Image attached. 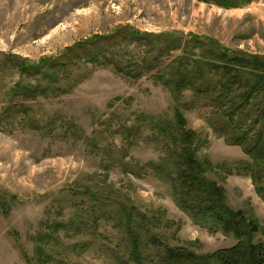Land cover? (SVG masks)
Segmentation results:
<instances>
[{
    "label": "rangeland",
    "instance_id": "rangeland-1",
    "mask_svg": "<svg viewBox=\"0 0 264 264\" xmlns=\"http://www.w3.org/2000/svg\"><path fill=\"white\" fill-rule=\"evenodd\" d=\"M226 2L0 0V264H117L115 252L133 264L112 218L122 205L173 248L236 246L181 211L147 167L177 147L164 123L182 103L208 178L254 220L253 241L264 239V175L236 169L251 158L211 127L214 96L185 90L177 100L161 78L181 50L174 40L192 34L264 56V0Z\"/></svg>",
    "mask_w": 264,
    "mask_h": 264
},
{
    "label": "trees",
    "instance_id": "trees-1",
    "mask_svg": "<svg viewBox=\"0 0 264 264\" xmlns=\"http://www.w3.org/2000/svg\"><path fill=\"white\" fill-rule=\"evenodd\" d=\"M226 1L217 3L229 6ZM174 42L179 43L181 50L162 73L169 77L161 76L165 85L177 100L185 90H191L195 96H214L210 105L217 118L211 127L227 142L240 145L251 158V162L240 161L236 169L249 171L254 181L259 180L258 174L264 175L259 163L264 155V56L223 48L194 34L183 45L180 40ZM32 68L26 66L27 70ZM177 105L174 119L164 123L171 129L172 142H177V147H171L161 162H149L147 167L170 184L181 211L199 224L234 235L239 243L206 255L184 247L173 248L152 232L145 213L122 205L112 216L118 228L127 230L118 247L127 250L133 264H264V239L253 241L259 227L251 217L232 209L226 203L224 188L208 178L207 163L199 157V136L188 127L180 110L184 104ZM222 118L226 121L220 122ZM256 190L264 198V184L256 183ZM70 225L80 230L90 227L74 220ZM115 254L117 264H131L128 259L123 263L124 257Z\"/></svg>",
    "mask_w": 264,
    "mask_h": 264
}]
</instances>
